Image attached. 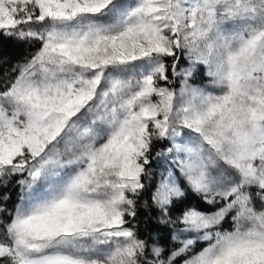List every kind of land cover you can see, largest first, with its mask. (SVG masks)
Wrapping results in <instances>:
<instances>
[{
  "label": "snow or ice",
  "instance_id": "snow-or-ice-1",
  "mask_svg": "<svg viewBox=\"0 0 264 264\" xmlns=\"http://www.w3.org/2000/svg\"><path fill=\"white\" fill-rule=\"evenodd\" d=\"M9 42L0 264H264V0H0Z\"/></svg>",
  "mask_w": 264,
  "mask_h": 264
},
{
  "label": "trees",
  "instance_id": "trees-1",
  "mask_svg": "<svg viewBox=\"0 0 264 264\" xmlns=\"http://www.w3.org/2000/svg\"><path fill=\"white\" fill-rule=\"evenodd\" d=\"M32 51L26 44H19L16 42H9L0 48V52L4 54L6 63L0 65V72L7 70L10 65L15 64L17 61H22L30 52ZM8 189V188H3ZM5 191H0V194H4ZM17 191L15 188L8 190L6 194L10 195V200L14 199ZM199 198L196 197L190 191L187 193V198L185 201L178 203L173 209L172 214L176 215L185 206H191L197 202ZM143 201H141L142 204ZM202 206L201 209H204ZM138 217L136 223L140 229V235L142 238L147 239L149 245L151 246L156 241V244L163 247H168L167 245L171 242V230L170 226L162 225L157 223V214L155 211L152 212L151 218L149 219V214L147 210L142 207L138 208Z\"/></svg>",
  "mask_w": 264,
  "mask_h": 264
},
{
  "label": "rangeland",
  "instance_id": "rangeland-1",
  "mask_svg": "<svg viewBox=\"0 0 264 264\" xmlns=\"http://www.w3.org/2000/svg\"><path fill=\"white\" fill-rule=\"evenodd\" d=\"M181 66H183V64H182ZM200 79H201V77H200V75L198 74V75H197V80L199 81ZM154 166H155V165H154ZM163 170H164L163 165H160L159 167L156 168V174H157V177H158V175H159V172H160V171H163ZM9 188L12 189V188H14V187H13L12 184H10V185L8 186V189L0 188V191H1V189H2V191H5L4 194H6V193L8 192V190H9ZM253 191H254V190H253ZM4 194H0V196H2V195H4ZM16 197H17V193H16L14 199L9 200V201L7 202V205H8L9 208H11L12 205L16 202ZM257 204H258V201H257ZM206 207H207V206H205V208H206ZM201 210H204V209H201ZM169 228H170V230H171V236H172V229H171V227H169ZM154 244H156V241L154 242ZM158 246H159V245H158ZM167 246H168L167 248L162 246V248L164 249V254H163V255H164L165 257L167 256L168 252H169L173 247H175V244H174V242L172 241V239H171L170 244L167 245ZM160 247H161V246H160ZM149 258H151V253H150V252H149Z\"/></svg>",
  "mask_w": 264,
  "mask_h": 264
}]
</instances>
